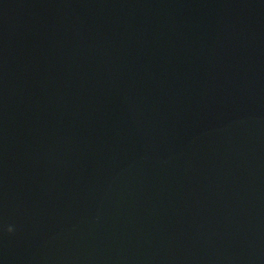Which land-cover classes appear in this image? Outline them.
<instances>
[{
    "label": "water",
    "instance_id": "95a60500",
    "mask_svg": "<svg viewBox=\"0 0 264 264\" xmlns=\"http://www.w3.org/2000/svg\"><path fill=\"white\" fill-rule=\"evenodd\" d=\"M0 264H264V0H0Z\"/></svg>",
    "mask_w": 264,
    "mask_h": 264
}]
</instances>
